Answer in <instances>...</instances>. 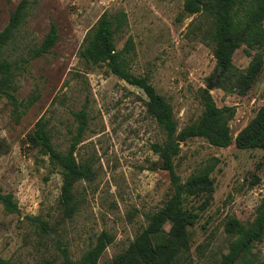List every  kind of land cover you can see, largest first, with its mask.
Returning <instances> with one entry per match:
<instances>
[{
    "label": "rangeland",
    "instance_id": "1",
    "mask_svg": "<svg viewBox=\"0 0 264 264\" xmlns=\"http://www.w3.org/2000/svg\"><path fill=\"white\" fill-rule=\"evenodd\" d=\"M20 1L0 0V32ZM103 13L125 15V24L115 34L116 48L131 40L129 70L149 78L171 106L178 131L201 115L203 89L211 87L218 108H234L230 146L219 148L194 138L180 142L174 159L182 182L209 160H217L210 200L185 201L194 222L189 251L179 264H218L231 242L225 223L230 218L251 223L264 197V153L239 150L234 144L264 105V63L244 95L217 88L213 48L202 35L203 18L186 15L182 0H30L25 22L3 54L22 67L15 71L13 83L22 107L16 110L0 97V190L11 194L18 208L8 213L0 203V257L10 264L60 263L61 247L78 260L105 233L112 241L99 262L108 264L128 248L147 226L146 217L161 209L171 194L169 176L152 150L163 134L146 112L144 93L111 74L106 65L80 58L86 34ZM52 24L56 44L48 54L30 59ZM248 63L242 49L234 54L237 69L244 70ZM80 112L85 114L81 132L75 116ZM40 118L47 121L57 151L65 153L78 138L76 160L91 167L92 178L74 185L79 208L72 218L63 214L60 171L27 143ZM249 251L244 264H264V237Z\"/></svg>",
    "mask_w": 264,
    "mask_h": 264
},
{
    "label": "trees",
    "instance_id": "2",
    "mask_svg": "<svg viewBox=\"0 0 264 264\" xmlns=\"http://www.w3.org/2000/svg\"><path fill=\"white\" fill-rule=\"evenodd\" d=\"M183 12L188 16L203 18L202 32L207 44L213 48L216 62L214 83L217 88L244 95L256 83L264 63V0H182ZM30 0H21L9 17L8 24L0 32V97H5L16 110L22 107L15 97V71L21 65L7 61L3 57L5 48L14 40L19 28L24 24ZM125 24V15L103 13L86 34L80 58L91 65H106L111 74L140 89L147 98V114L154 119L163 134L161 143L152 145L153 152L161 163L160 169L170 179L171 194L164 206L148 215L147 226L128 246L108 264H179L189 251L194 215L185 209L188 197L200 198L207 203L213 193L211 173L217 165L216 159L209 160L203 167L191 174L185 182L177 174L174 159L180 153V142L201 138L212 146L227 148L233 142L229 121L234 108H218L208 90L203 89L200 102L203 110L199 118L178 131L173 110L160 96L147 76H135L128 68V54L132 50L131 40H127L121 50L116 48L115 34ZM58 40L55 25L42 43L31 51L30 59H37L49 53ZM242 49L249 58L244 70L233 64L234 54ZM25 60L23 62H27ZM80 122L79 132L85 126V114L76 113ZM65 153L57 151L51 141L47 121L40 118L32 132L27 135V143L37 149L39 155L47 157L53 169H58L62 177L61 205L65 218H72L79 203L73 193L74 185L82 180H90L92 171L89 164H81L74 155L78 143ZM234 144L239 150H261L264 153V105L254 118L235 137ZM0 203L8 213H17L18 208L11 194H2ZM39 221L38 218H35ZM169 231L164 232V225ZM41 223V229H45ZM224 232L231 237L228 252L221 255L218 264H244L254 242L264 237V197L249 224L230 218L224 225ZM112 238L101 233L95 244L90 246L78 260H72L66 248L59 247L60 263L44 260L40 264H100L106 246ZM0 264H10L0 257Z\"/></svg>",
    "mask_w": 264,
    "mask_h": 264
},
{
    "label": "water",
    "instance_id": "3",
    "mask_svg": "<svg viewBox=\"0 0 264 264\" xmlns=\"http://www.w3.org/2000/svg\"><path fill=\"white\" fill-rule=\"evenodd\" d=\"M210 89H211V87H208V88H207V90H210Z\"/></svg>",
    "mask_w": 264,
    "mask_h": 264
}]
</instances>
